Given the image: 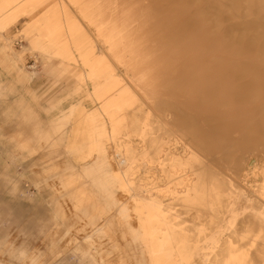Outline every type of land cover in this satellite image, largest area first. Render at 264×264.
Instances as JSON below:
<instances>
[{"label":"rangeland","instance_id":"obj_1","mask_svg":"<svg viewBox=\"0 0 264 264\" xmlns=\"http://www.w3.org/2000/svg\"><path fill=\"white\" fill-rule=\"evenodd\" d=\"M137 1L145 6L142 10L158 13L154 15V22L149 25L147 32L153 35L152 40L161 44V47L156 48L155 55H161L162 62H180L184 68L193 63L201 67L214 66L208 72L220 77L218 89L229 90L225 94V102L219 106L188 94V88L184 84L155 88L158 91V100L173 96L179 110L176 114L181 117L176 121L177 125L182 128L215 130L225 136L223 142L217 143L218 153H212L224 166L220 165L211 169L213 172H207L209 185L217 187V192L225 195V198H221L223 200L214 206L213 215L207 209L201 211L203 222L198 227L200 235L190 241L194 249L203 248L201 254L200 251H195L191 262L212 264L211 260L218 254H223L220 245L231 239V229L243 226L237 224L238 219L246 217V214H252L258 220L264 219L262 209L256 207L264 208V197L258 195L256 198L252 194H259L256 191L264 180L261 175L264 170V0ZM5 17L6 27L0 25V248H4L1 246L3 242L4 246L7 245V251L0 253V264H55L58 260L57 252H71L72 247L82 243V238L91 232V226L88 225L91 221L95 225H108L110 230L114 225L112 234L118 244L130 242L125 226H136L137 214L134 200L127 198V192L121 189L120 181L116 179L120 169L111 162L115 149L113 140L106 139L100 133L95 135L96 146L105 149L107 163L102 167L85 168L86 164H91L97 156L102 155V151L81 150L79 136L75 139L76 150L73 156H69L67 136L72 129L70 124L64 127L67 135L55 146L57 152L54 157L43 159L38 167L29 163L25 164L26 167H20L23 160L17 156L16 149L22 138L31 137L33 121L49 129L60 110L65 111L68 106L81 100L76 105L72 118L80 117L84 112L94 113L100 105L88 100V96L94 97L102 93L107 84H112L114 80L128 85L132 95L138 99L131 79L125 78L121 53L105 49L99 52V39L94 26L85 22L78 12H59L57 17L66 25L80 30L88 37L87 45L92 48L94 59L92 65L97 68V61L101 60L100 63L105 67L97 83L93 84L96 79L91 77L81 83L85 90L75 92L78 83L76 75L82 68L80 62H60L63 71L56 61L43 65L39 50L33 49L29 44L28 39L32 35L44 28H54V23L50 21L51 15L45 17L42 12H36L26 16L16 11L6 14ZM45 19H49L47 25L42 22ZM250 20L247 24L250 28L242 29L243 23ZM228 26L231 28L227 34L225 30ZM4 36L9 37L8 50L3 49L5 43L1 38ZM223 41L239 44L243 51L241 54H228L222 51ZM184 42L188 44L186 47L189 48V53L176 52L177 45ZM165 46L171 49L170 55L161 52ZM144 52L145 50L138 51V55L150 54L151 50ZM32 71L35 75L30 74ZM184 74H187L185 69ZM142 108L149 111L145 106ZM149 114L151 115L150 111ZM183 114L187 121L182 117ZM130 123L135 124L133 118H130ZM106 127L110 130L108 124ZM134 139L137 141V137ZM28 145L32 147V144ZM29 146L22 152L27 154ZM243 154L248 157L246 163L241 161ZM30 158H26L23 163ZM230 164L234 168L241 166L248 174L244 181L233 183L235 190L248 195L247 202L237 196H226V183L223 184V180L235 177L233 169H229ZM103 177L106 179L104 184L99 182ZM33 179H38V183L42 180L52 186L57 190L55 196L58 193V197L51 201L47 198L38 201L26 199L21 190L35 194ZM81 191L89 193L88 204H92L90 206L98 207V210L106 208L104 213L95 215L90 210L85 216L82 212L75 215L66 212L67 220L64 221L58 212V205L66 211L71 207L69 196ZM106 191L112 198H116V202L123 204L121 210L115 209L112 202L103 197L102 193ZM14 198L19 200H13ZM255 201L258 205H255ZM174 209H178V212L172 210L171 213L179 215L174 221L195 218L193 208L182 210L177 206ZM28 223L32 226L26 231L23 228ZM229 223L232 228H227ZM262 223L264 224V220ZM55 224H59L58 228ZM26 238L34 240V243L27 245ZM81 245L84 248V244ZM241 248L249 250L247 245ZM134 254L131 251V255ZM263 254L264 252L255 257L250 264H264L255 262ZM79 263L77 259L73 262ZM126 264H140L139 257Z\"/></svg>","mask_w":264,"mask_h":264},{"label":"bare ground","instance_id":"obj_2","mask_svg":"<svg viewBox=\"0 0 264 264\" xmlns=\"http://www.w3.org/2000/svg\"><path fill=\"white\" fill-rule=\"evenodd\" d=\"M142 8L145 6L137 0H0V25L3 28L6 27L7 22L5 15L10 12L20 11L26 16L36 12H42L45 17L51 15L50 21L54 23V28H44L32 35L28 39L29 44L33 49L39 50L43 65L56 61L63 71L60 62L65 61L69 64L80 62L82 68L76 75L78 83L75 92L85 90L81 83L91 77L96 79L93 84L97 83L105 71L104 65L100 63L101 60H96L97 68L92 65L94 62L92 48L87 45L86 34L71 28L57 17L59 12L64 14L65 10L78 12L85 22L94 26L99 39V42L97 41L99 52L105 49V51L121 53L125 78L131 79L136 89L135 94L137 93L139 97L137 99L132 95L128 85H123L120 80H114L112 84H107L102 93L94 97L88 96V100L100 105L94 113L84 112L74 119L72 118L74 109L82 100L73 103L74 105L68 106L67 110H60L55 118L53 117L50 126L48 125L49 129L33 121L31 137L22 138L21 143H17L15 148L20 160L24 161L31 157L29 161L24 163L22 161L20 167H26L28 163L38 167L43 159L54 157L57 152L55 146L67 135L64 127L70 124L72 129L67 136L69 156H73L76 150L75 139L79 136L81 150L102 151V155L97 156L91 164H86L85 168L102 167L107 163L105 149L95 144V135L100 133L106 139L113 140L115 149L111 162L120 169L116 179L120 181L121 189L127 192V198L135 202L137 225L125 226L130 242L118 244L112 234L114 225L110 230L108 225H95L91 221L88 223L91 232L82 238L84 248L81 243L72 247L71 252L69 250L57 252L58 260L55 264L60 262L73 264L75 259L80 261L79 264H126L136 257H139L140 264H196L191 260L195 251H200L201 254L203 248L194 249L190 241L200 235L198 227L203 222L201 211L207 209L208 213L213 215L214 206L223 200L221 198H225V195L222 196L217 192V187L210 186L207 182V172H213L211 169L220 165L224 166L221 160L212 156V153H218L217 143L223 142L224 134L215 130L180 127L176 124L181 117L176 114L179 110L175 106L173 96L169 95L158 100L156 97L158 91L155 88L184 84L188 88V94L203 99L204 102L217 103L219 106L225 102V94L229 90L218 89L220 77L208 72L214 66L201 67L193 63L184 68L181 66L183 63L180 62L172 64L162 62L161 55H155L156 48L161 47V44L152 40L153 35L147 32L150 29L149 25L154 22V15L158 13L148 12ZM48 20L42 21L43 24L47 25ZM250 22L251 20L245 21L242 29L250 28L247 25ZM230 28L228 26L225 33L228 34ZM1 39L5 43L3 49L8 50L9 37L4 36ZM186 45L188 44L185 42L177 45L175 51L188 54L189 48ZM221 45L222 51L228 54H241L240 52L243 51L239 44L235 45L232 41H223ZM149 49L150 54L146 53ZM144 50L146 54L139 56L138 51ZM170 50L165 46L161 52L170 55ZM184 69L187 74H184ZM30 74L35 75V72L32 71ZM168 78L170 79L167 80ZM142 106L149 108L151 115ZM184 116L183 114L182 117L187 121ZM130 118L134 119V125L130 123ZM107 124L110 130L106 129ZM28 144H32V147ZM28 146V153H23L22 151ZM247 159L248 157L243 154L241 161L246 163ZM229 169H233L235 177L223 180V184L226 183V196H237L247 202L248 195L235 190L233 183L244 181L248 174L241 166L234 168L230 164ZM261 175L264 178V170L261 171ZM33 182L36 188L35 194H29L25 189L21 190L26 199L38 201L47 198L51 201L58 197V193L55 196L57 190L44 181L40 180L38 183V179H33ZM99 182L104 184L106 179L103 177ZM256 192L259 194L251 192L254 197L257 198L258 195L264 197V180ZM102 194L112 202L115 209H122L123 204L116 202V198H112L108 191ZM69 200L71 207L66 211L57 204L58 212L63 216L64 221L67 220L66 212L74 215L82 212L87 216L86 212L91 210L95 215H102L106 209L98 210V207L90 206L92 204H88L90 196L87 192L81 191L71 195ZM254 203L258 205L256 201ZM177 206L182 210L193 208L195 218L193 220L181 218L174 221L179 215L171 211ZM256 207L262 209L264 213V208ZM175 212H178V209ZM244 216L237 220V224L243 226L231 229V239L220 245L223 254H218L211 260L212 264H250L255 257L264 252L262 223L264 219L258 220L252 214ZM58 225L55 224L57 228ZM30 226L32 224L28 223L23 229L28 231ZM228 227L232 228L230 223ZM81 230L83 231V228ZM32 242L34 243V240L26 238L27 245ZM245 245L249 250L241 248ZM1 246L4 248H0V253L4 254L7 245L4 246L2 242ZM131 251L135 254L131 255ZM255 262L264 263V254Z\"/></svg>","mask_w":264,"mask_h":264},{"label":"crops","instance_id":"obj_3","mask_svg":"<svg viewBox=\"0 0 264 264\" xmlns=\"http://www.w3.org/2000/svg\"><path fill=\"white\" fill-rule=\"evenodd\" d=\"M59 264H63V262H60Z\"/></svg>","mask_w":264,"mask_h":264}]
</instances>
